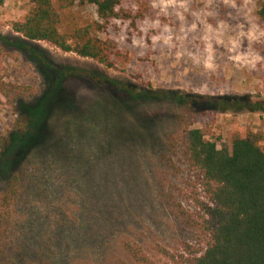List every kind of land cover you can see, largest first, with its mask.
Segmentation results:
<instances>
[{
  "label": "rangeland",
  "instance_id": "1",
  "mask_svg": "<svg viewBox=\"0 0 264 264\" xmlns=\"http://www.w3.org/2000/svg\"><path fill=\"white\" fill-rule=\"evenodd\" d=\"M149 5L136 31L95 30L92 5L61 11L63 29L91 25L128 54L114 68L15 33L30 0L0 5V264H141L126 244L173 264L205 247L186 131L218 148L264 133V112L213 105L264 102V23L258 0Z\"/></svg>",
  "mask_w": 264,
  "mask_h": 264
},
{
  "label": "trees",
  "instance_id": "2",
  "mask_svg": "<svg viewBox=\"0 0 264 264\" xmlns=\"http://www.w3.org/2000/svg\"><path fill=\"white\" fill-rule=\"evenodd\" d=\"M149 2L30 0L26 15L11 27L26 39L44 41L63 52L114 68L127 63L128 54L110 39L94 35L91 25L71 24L63 29L61 11L76 4L92 5L97 15L95 30L104 32L113 21H121L136 31L151 10ZM255 15L264 23V0H258ZM213 105L222 111L264 112V102L252 103L244 96L214 99ZM263 139L264 133L238 130L231 134L229 146L218 148L200 129L186 131L185 155L200 172L203 191L211 204L205 205L200 223L205 247L193 255L180 256L173 264H264V150L258 144ZM34 143L33 139L28 142ZM13 194L12 190L5 195L4 205ZM1 218L0 214V225ZM125 248L141 264H152L139 249L130 244Z\"/></svg>",
  "mask_w": 264,
  "mask_h": 264
},
{
  "label": "crops",
  "instance_id": "3",
  "mask_svg": "<svg viewBox=\"0 0 264 264\" xmlns=\"http://www.w3.org/2000/svg\"><path fill=\"white\" fill-rule=\"evenodd\" d=\"M264 121V120H263ZM264 130V129H263Z\"/></svg>",
  "mask_w": 264,
  "mask_h": 264
}]
</instances>
